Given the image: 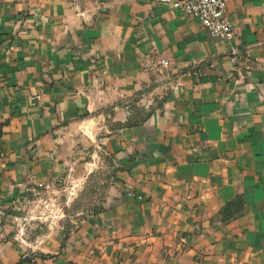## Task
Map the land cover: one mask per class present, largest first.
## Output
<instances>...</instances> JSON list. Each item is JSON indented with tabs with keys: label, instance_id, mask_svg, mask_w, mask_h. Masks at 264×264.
<instances>
[{
	"label": "crops",
	"instance_id": "0c3cea01",
	"mask_svg": "<svg viewBox=\"0 0 264 264\" xmlns=\"http://www.w3.org/2000/svg\"><path fill=\"white\" fill-rule=\"evenodd\" d=\"M227 15L0 0V264H264V0ZM95 153L108 206L29 243L21 205Z\"/></svg>",
	"mask_w": 264,
	"mask_h": 264
},
{
	"label": "rangeland",
	"instance_id": "374dc122",
	"mask_svg": "<svg viewBox=\"0 0 264 264\" xmlns=\"http://www.w3.org/2000/svg\"><path fill=\"white\" fill-rule=\"evenodd\" d=\"M147 108H139L141 117ZM96 154L79 161L77 169L70 168L62 180L33 192L21 205L18 227L31 239L29 243L36 245L39 238L76 229L108 206L114 166Z\"/></svg>",
	"mask_w": 264,
	"mask_h": 264
},
{
	"label": "built area",
	"instance_id": "2783aa9c",
	"mask_svg": "<svg viewBox=\"0 0 264 264\" xmlns=\"http://www.w3.org/2000/svg\"><path fill=\"white\" fill-rule=\"evenodd\" d=\"M229 0H159L163 6L180 12L186 18H198L212 37L225 42H232L237 37V29L227 15ZM232 52L237 55L238 49ZM160 65L168 68L169 62L160 60ZM3 153L0 152V164Z\"/></svg>",
	"mask_w": 264,
	"mask_h": 264
}]
</instances>
